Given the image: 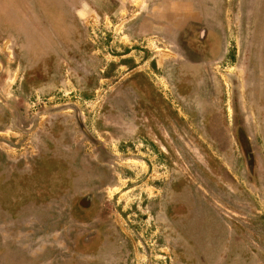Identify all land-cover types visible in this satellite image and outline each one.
<instances>
[{"label": "rangeland", "instance_id": "1", "mask_svg": "<svg viewBox=\"0 0 264 264\" xmlns=\"http://www.w3.org/2000/svg\"><path fill=\"white\" fill-rule=\"evenodd\" d=\"M240 3L202 67L103 0H0V264H264V0Z\"/></svg>", "mask_w": 264, "mask_h": 264}, {"label": "crops", "instance_id": "2", "mask_svg": "<svg viewBox=\"0 0 264 264\" xmlns=\"http://www.w3.org/2000/svg\"><path fill=\"white\" fill-rule=\"evenodd\" d=\"M112 1L116 2L121 16L129 15L133 19H137L150 2L156 1L158 10L156 15L151 14L150 27L175 33L177 41L182 42L186 63L203 67L227 55L228 35L235 25L232 18L239 16L238 2L242 8L251 0ZM131 2L133 7H130Z\"/></svg>", "mask_w": 264, "mask_h": 264}, {"label": "flooded vegetation", "instance_id": "3", "mask_svg": "<svg viewBox=\"0 0 264 264\" xmlns=\"http://www.w3.org/2000/svg\"><path fill=\"white\" fill-rule=\"evenodd\" d=\"M103 2H105L106 4H107V7L108 8H111V14L112 15H116L117 17H118V19L119 20H123V18H125L124 19V22H123V24H124V26L126 25V23H128V25H130V26H134V25H136V23H139V22H141L142 20H143V18L144 17H146L147 16V18L149 17H151V14H147V12H146V10H148V8L147 9H144V10H142V12H141V15L137 18V19H133L132 18V16H130L129 17V15L127 16L126 15V17H129V21H127L126 22V17L125 16H121V13L119 12V9L117 8V4H116V2H114V1H107V0H103ZM111 3V4H110ZM151 3V2H150ZM157 4V3H156ZM130 7H133V3L131 2V6ZM133 9V8H132ZM110 10V9H109ZM107 14H109V17H110V12L109 13H107ZM120 14V15H119ZM152 21V17L149 19V22H147V23H145L144 25L146 26L145 27V31L146 32H160V33H168V32H166V31H159V30H157V28H155V27H150V22ZM122 22V21H121ZM176 41H177V38H176ZM182 43V42H181ZM181 45V44H180ZM179 47V46H178ZM179 49L181 50V52H182V59L184 60L183 62H180V63H183L184 65H186V60H185V54L183 53L184 52V49H182V47L180 46L179 47ZM191 65V64H190Z\"/></svg>", "mask_w": 264, "mask_h": 264}]
</instances>
